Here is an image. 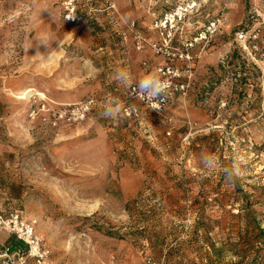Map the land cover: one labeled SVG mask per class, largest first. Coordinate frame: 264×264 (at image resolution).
Masks as SVG:
<instances>
[{"label": "rangeland", "instance_id": "374dc122", "mask_svg": "<svg viewBox=\"0 0 264 264\" xmlns=\"http://www.w3.org/2000/svg\"><path fill=\"white\" fill-rule=\"evenodd\" d=\"M263 1L0 0V139L7 124L15 129L0 161V204L35 220L46 264H232L238 257L223 243L238 228L237 206L218 197L238 189L264 230V55L236 36L259 22ZM174 13L180 19L163 28ZM233 51L254 66L244 84L241 70L222 71ZM153 68L170 85L160 109L132 95ZM118 70L130 74L132 88L113 79ZM109 98L123 106L116 123L99 115ZM211 133L201 146L199 137ZM236 154L242 172L229 182L224 169ZM208 155L215 169L202 164ZM164 171L190 184L168 186L162 209L143 215L138 225L157 237L106 234L136 229L128 202ZM150 189L144 203L165 188ZM173 195L199 197L214 249L200 239L193 250L197 214L191 200ZM249 255L264 261V249Z\"/></svg>", "mask_w": 264, "mask_h": 264}, {"label": "trees", "instance_id": "16d2710c", "mask_svg": "<svg viewBox=\"0 0 264 264\" xmlns=\"http://www.w3.org/2000/svg\"><path fill=\"white\" fill-rule=\"evenodd\" d=\"M226 65H230L228 69L222 70L223 72H234V74H238L236 71L241 70L243 75L238 79L240 83H246V76H249L250 71L254 70L253 65H247L243 60L240 59V57L237 56L236 52L233 51L228 61H226ZM222 65H218V69H222ZM246 73V75H244ZM251 75V74H250ZM215 133H211L209 135H203L202 137H199L200 145L204 146V143L202 141L214 137ZM151 184L158 185L161 188H165L164 191H162V195L159 197V200L156 202H153L152 204L146 202L144 203V199L141 198L143 195V192H145V189H150V185L142 187L136 195L130 202H128L127 206H133V208L136 210V213L139 216V219L135 222L137 224L136 229L126 232L124 235L120 234L117 230H107L105 231L106 234L112 237L116 238H124L125 236H128L129 238H135L138 239L145 237L148 240H154L157 237V232L155 231H149L143 227L142 225H138L140 223L144 224L146 221L145 218H142L143 215L147 216V218L152 217L156 214V209L160 210L162 209V202H164V193L168 190V186L174 187V188H181L182 186H186L188 183L190 184V179L187 178V175L185 174H179V176L172 173V171H164L162 174H152L150 176ZM169 183L171 185H169ZM151 190V189H150ZM161 190V189H160ZM188 190V189H187ZM190 190V189H189ZM192 190V189H191ZM190 190V192H192ZM167 196V195H166ZM175 196V197H174ZM191 196V195H190ZM189 196V197H190ZM185 198L183 199L180 195H173L170 196L169 199H175L174 202H180L181 200L188 199L191 200V207L190 209L194 210L197 214V222L195 226L193 227V236L194 241L191 243L193 250H198L200 248V245H198V242L200 239L202 241H205V243L208 242V245L210 246V249H214V243L210 242L209 237V225L203 222L204 219V212L205 207L204 205L199 201V197L197 195L193 196L191 198ZM166 198V197H165ZM218 201L220 205H236L237 212L231 213V218L235 219V223L237 224V230L235 232H227L225 235V242L223 243V246H225L226 250L233 251L235 256L238 257L237 262H232V264H264V261H261L262 258L256 259L251 258L249 254H251V251H259L264 249V230L259 226V223L257 221L255 210L252 208V202L242 189H238L237 193H229L226 195V193H223L221 196L218 197ZM211 205V204H209ZM147 206V207H146ZM146 207V208H145ZM145 208L146 210H144ZM142 218V219H141ZM100 228V227H98ZM144 232L147 235H143ZM12 241V240H8ZM256 243L263 244L262 249L260 247H256ZM257 249V250H256ZM250 251V252H249Z\"/></svg>", "mask_w": 264, "mask_h": 264}, {"label": "built area", "instance_id": "2783aa9c", "mask_svg": "<svg viewBox=\"0 0 264 264\" xmlns=\"http://www.w3.org/2000/svg\"><path fill=\"white\" fill-rule=\"evenodd\" d=\"M180 9H176L181 14ZM176 18L180 19L177 13L169 14L164 19L163 28L168 26L173 28V22ZM168 18V19H167ZM215 23H210L208 30L214 28ZM238 39H242L243 48H247L245 43L257 55H264V1L263 12L260 15L259 22L247 30H240L236 33ZM206 34L203 33V37ZM93 100H87L82 103L78 110L82 113L88 111ZM61 116V114H59ZM3 127V118L0 116V134ZM0 231L7 235V239L0 240V264H46L48 258V249L42 243L41 238L36 232L35 220L24 217L22 212L15 208L3 209L0 204ZM12 240L9 241L8 240Z\"/></svg>", "mask_w": 264, "mask_h": 264}, {"label": "clouds", "instance_id": "9594fccd", "mask_svg": "<svg viewBox=\"0 0 264 264\" xmlns=\"http://www.w3.org/2000/svg\"><path fill=\"white\" fill-rule=\"evenodd\" d=\"M113 79L122 84L125 88H132L133 82L131 81L130 74L125 70H118L114 73ZM135 88L132 95L138 101L148 103L152 102L153 109H160L161 105L165 106L169 99V82L164 80L158 68H153L146 74L135 81ZM123 106L118 99L109 98L103 107V111L99 113L102 118L110 119L114 123L123 118ZM202 164L206 169H215L218 161L211 155L202 158ZM244 157L236 154L233 157L232 165L230 168H225V178L229 182H234L235 178L241 175Z\"/></svg>", "mask_w": 264, "mask_h": 264}, {"label": "crops", "instance_id": "0c3cea01", "mask_svg": "<svg viewBox=\"0 0 264 264\" xmlns=\"http://www.w3.org/2000/svg\"><path fill=\"white\" fill-rule=\"evenodd\" d=\"M15 132V129L12 128V126H10V124H7L5 126V139H0V161L4 160L5 159V152H6V143L7 142H12V140H14L13 138V134ZM5 239H7V235L3 232V231H0V240L1 241H4Z\"/></svg>", "mask_w": 264, "mask_h": 264}]
</instances>
